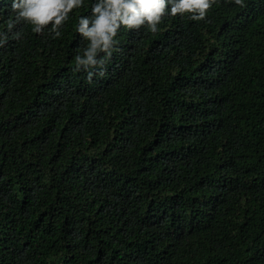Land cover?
Listing matches in <instances>:
<instances>
[{
	"label": "trees",
	"instance_id": "obj_1",
	"mask_svg": "<svg viewBox=\"0 0 264 264\" xmlns=\"http://www.w3.org/2000/svg\"><path fill=\"white\" fill-rule=\"evenodd\" d=\"M88 11L0 47V264H264V0L122 29L91 84Z\"/></svg>",
	"mask_w": 264,
	"mask_h": 264
},
{
	"label": "clouds",
	"instance_id": "obj_2",
	"mask_svg": "<svg viewBox=\"0 0 264 264\" xmlns=\"http://www.w3.org/2000/svg\"><path fill=\"white\" fill-rule=\"evenodd\" d=\"M10 17L0 29V47L10 38L19 39L21 32L13 29L19 24L31 26L41 33L45 28L55 36L74 10L89 8L79 15L74 25L83 47L74 55L73 72L85 73V80L105 75L106 62L112 57L122 29L157 32L165 16L190 14L192 20H202L215 0H6ZM240 3L241 0H235ZM3 9H0L2 14Z\"/></svg>",
	"mask_w": 264,
	"mask_h": 264
}]
</instances>
